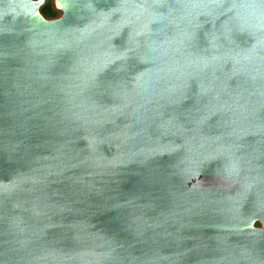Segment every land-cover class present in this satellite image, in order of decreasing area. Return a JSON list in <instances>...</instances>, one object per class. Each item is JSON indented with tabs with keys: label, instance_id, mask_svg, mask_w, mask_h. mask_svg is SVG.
<instances>
[{
	"label": "water",
	"instance_id": "obj_1",
	"mask_svg": "<svg viewBox=\"0 0 264 264\" xmlns=\"http://www.w3.org/2000/svg\"><path fill=\"white\" fill-rule=\"evenodd\" d=\"M0 0V264H264V0Z\"/></svg>",
	"mask_w": 264,
	"mask_h": 264
},
{
	"label": "trees",
	"instance_id": "obj_2",
	"mask_svg": "<svg viewBox=\"0 0 264 264\" xmlns=\"http://www.w3.org/2000/svg\"><path fill=\"white\" fill-rule=\"evenodd\" d=\"M39 13L44 17H52L56 15V12L52 8V4L49 0H44L38 8Z\"/></svg>",
	"mask_w": 264,
	"mask_h": 264
},
{
	"label": "clouds",
	"instance_id": "obj_3",
	"mask_svg": "<svg viewBox=\"0 0 264 264\" xmlns=\"http://www.w3.org/2000/svg\"><path fill=\"white\" fill-rule=\"evenodd\" d=\"M50 1V0H49Z\"/></svg>",
	"mask_w": 264,
	"mask_h": 264
}]
</instances>
